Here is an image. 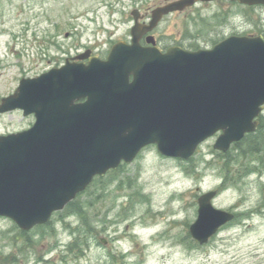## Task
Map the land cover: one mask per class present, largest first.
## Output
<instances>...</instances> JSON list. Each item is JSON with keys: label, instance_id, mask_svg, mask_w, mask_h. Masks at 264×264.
I'll list each match as a JSON object with an SVG mask.
<instances>
[{"label": "rangeland", "instance_id": "374dc122", "mask_svg": "<svg viewBox=\"0 0 264 264\" xmlns=\"http://www.w3.org/2000/svg\"><path fill=\"white\" fill-rule=\"evenodd\" d=\"M164 1L0 0V99L14 93L22 78L39 76L66 56L93 47L105 57L115 42L129 39L133 10ZM223 12L232 9L200 4L165 17L156 34L168 46L211 49L219 34L250 31V8L234 7L235 27L214 23L217 14L230 15ZM210 21L213 31L205 24ZM31 123L20 112L0 116V135L27 130ZM217 138L190 161L146 148L132 164L97 177L74 209L56 213L48 226L25 232L0 217L2 264H264V171L246 174L236 161L228 168L227 159L239 153L215 151ZM211 190L219 191L215 207L237 217L200 245L190 226L198 217V198ZM74 210L84 213L87 225Z\"/></svg>", "mask_w": 264, "mask_h": 264}, {"label": "water", "instance_id": "95a60500", "mask_svg": "<svg viewBox=\"0 0 264 264\" xmlns=\"http://www.w3.org/2000/svg\"><path fill=\"white\" fill-rule=\"evenodd\" d=\"M198 1L160 6L149 25L133 11L132 45L118 42L106 60L92 57L88 66L67 61L22 79L16 92L2 99L0 113L21 109L25 116L34 114L36 122L26 131L0 136V217L30 231L48 223L95 176H105L123 161L132 163L149 145L189 160L216 132L223 134L214 148L227 152L258 129L255 119L264 110L261 38L231 37L197 52L171 47L163 53L140 44L164 16ZM232 1L264 5V0ZM81 99L86 101L76 104ZM216 196L212 191L198 199L190 233L201 245L235 218L214 207Z\"/></svg>", "mask_w": 264, "mask_h": 264}, {"label": "flooded vegetation", "instance_id": "af4514ba", "mask_svg": "<svg viewBox=\"0 0 264 264\" xmlns=\"http://www.w3.org/2000/svg\"><path fill=\"white\" fill-rule=\"evenodd\" d=\"M167 2L168 1L165 0V2H163L161 4H165ZM212 4L219 5L220 7H222L224 9V11L233 9L234 7L238 6L237 3H234V2H231V1H220V0H215L214 3H212ZM157 6H159V5H157ZM203 6L206 7V8H209L210 7V3H207V4L203 3ZM154 7H156V6H154ZM154 7H148L146 9H144V10L140 9V12L145 16L144 21L149 20L150 14H151V10ZM251 10L253 12L252 13V17H251L249 22H246L247 24H249L250 31H247V32H232L231 34H221V35L219 34L218 35L219 36L218 39H215L214 41L218 40V42H220V41L226 39L228 36H232V35L249 36V37H252V38H263L264 39V5L253 6V7H251ZM190 12H191L190 9L185 11V13H190ZM228 13L229 12H223V13H221V15H225V14H228ZM178 15H181V14H178ZM217 15L219 16V14H217ZM221 17H219V19H216V17H214V23L218 24L221 28H223V26L230 21V19L232 18V15L230 14L227 17V22H225V19H221ZM230 25L235 27L236 24L233 21V22H231ZM211 31H213V30H211ZM149 35H152L154 37V42H155L154 46H157L161 51H166L168 49V47H170V46L167 45L165 40L162 41V38L159 35L156 34V31H154L151 34H148V35L142 37L141 45L143 47H151V46H153V44H148L147 43ZM126 41L129 42V40H126ZM178 45H180L182 47V45L180 43H178V42L175 43L172 46H178ZM82 53L86 54L87 57L85 59H75V58L79 57V55L82 54ZM89 56L90 57L98 56V54L95 52V48H93V47L86 48L84 51H81V52L75 54L74 56H66L64 58V63L63 64H65L69 59H72L71 61H75L76 60V63H78V64L88 65V63L90 61V59L88 58ZM63 64H60L59 66L53 67V68H59V67L63 66ZM9 95H11V94H9ZM1 99H0V102H1ZM79 102H82V101H79ZM14 112H20L23 115L22 111H14ZM10 113H13V112H10ZM7 114H9V113L0 114V116H5ZM25 118H30L32 120V123H31L30 127L33 126V124L35 123V120H36L35 115H30V116L25 117ZM0 264H2L1 255H0Z\"/></svg>", "mask_w": 264, "mask_h": 264}, {"label": "trees", "instance_id": "16d2710c", "mask_svg": "<svg viewBox=\"0 0 264 264\" xmlns=\"http://www.w3.org/2000/svg\"><path fill=\"white\" fill-rule=\"evenodd\" d=\"M247 145V148L245 150L244 147H240V145ZM236 147L240 148L239 150H237V154L239 153V155L235 158V160H233L231 157L229 159H227L226 162V166L229 168L233 162H238L239 165H241V167L243 169H245L246 174H250L254 171H260L262 172L264 170V118L262 117V125L260 130L255 133V134H250L247 135L246 138L244 139V141H242L241 143L237 144ZM242 158V159H240ZM255 158V159H253ZM246 159V160H245ZM256 160H258V165H251L252 162H257ZM248 169V170H247ZM239 173V172H238ZM237 177V175H236ZM236 177H233L232 181H234L235 179L237 180ZM241 178V174L240 177L238 179ZM238 181V180H237ZM87 194V191L80 194L78 197L84 196ZM90 202H88L87 204H89ZM76 205V201L72 202L71 204H69V208H73ZM92 205V203H90L88 206ZM74 209V208H73ZM81 212L79 210H74V212ZM76 212V213H77ZM82 217H84V213L81 212ZM83 223L85 225L88 224L87 222V218L84 217Z\"/></svg>", "mask_w": 264, "mask_h": 264}]
</instances>
